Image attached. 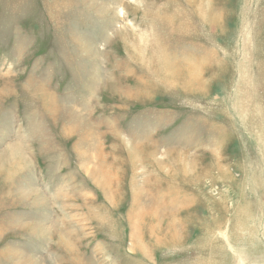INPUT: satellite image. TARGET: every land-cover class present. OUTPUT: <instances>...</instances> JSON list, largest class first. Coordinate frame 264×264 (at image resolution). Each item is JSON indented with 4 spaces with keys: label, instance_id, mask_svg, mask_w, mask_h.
Wrapping results in <instances>:
<instances>
[{
    "label": "rangeland",
    "instance_id": "1",
    "mask_svg": "<svg viewBox=\"0 0 264 264\" xmlns=\"http://www.w3.org/2000/svg\"><path fill=\"white\" fill-rule=\"evenodd\" d=\"M0 264H264V0H0Z\"/></svg>",
    "mask_w": 264,
    "mask_h": 264
}]
</instances>
